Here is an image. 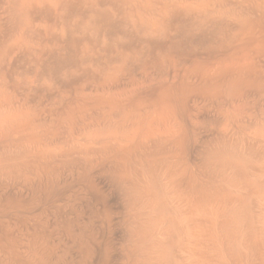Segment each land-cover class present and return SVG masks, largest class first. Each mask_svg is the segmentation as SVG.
Listing matches in <instances>:
<instances>
[{
    "label": "bare ground",
    "instance_id": "bare-ground-1",
    "mask_svg": "<svg viewBox=\"0 0 264 264\" xmlns=\"http://www.w3.org/2000/svg\"><path fill=\"white\" fill-rule=\"evenodd\" d=\"M0 264H264V0H0Z\"/></svg>",
    "mask_w": 264,
    "mask_h": 264
}]
</instances>
